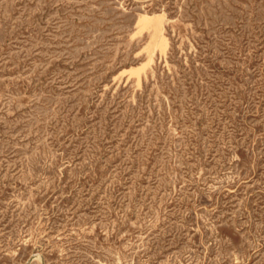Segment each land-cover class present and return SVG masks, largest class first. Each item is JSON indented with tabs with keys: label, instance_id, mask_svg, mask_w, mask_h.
<instances>
[{
	"label": "rangeland",
	"instance_id": "rangeland-1",
	"mask_svg": "<svg viewBox=\"0 0 264 264\" xmlns=\"http://www.w3.org/2000/svg\"><path fill=\"white\" fill-rule=\"evenodd\" d=\"M0 264H264V0H0Z\"/></svg>",
	"mask_w": 264,
	"mask_h": 264
},
{
	"label": "bare ground",
	"instance_id": "bare-ground-1",
	"mask_svg": "<svg viewBox=\"0 0 264 264\" xmlns=\"http://www.w3.org/2000/svg\"><path fill=\"white\" fill-rule=\"evenodd\" d=\"M152 60V59H151Z\"/></svg>",
	"mask_w": 264,
	"mask_h": 264
}]
</instances>
